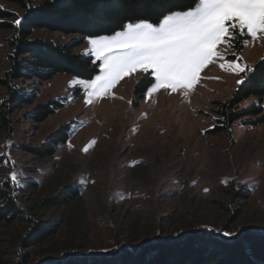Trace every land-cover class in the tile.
<instances>
[{
  "label": "rangeland",
  "instance_id": "1",
  "mask_svg": "<svg viewBox=\"0 0 264 264\" xmlns=\"http://www.w3.org/2000/svg\"><path fill=\"white\" fill-rule=\"evenodd\" d=\"M0 6L13 13V22L24 13L3 0ZM115 32L86 36L74 50L87 55L89 38ZM10 34L0 28V75L9 68ZM31 37L66 44L77 35L38 28ZM237 45L218 46L226 59L209 63L187 96L161 89L146 98L154 79L139 71L91 103H86L82 82L99 71L90 80L57 73L37 85L32 103L11 115L13 131L0 128V155L6 160L0 165V187L14 173L21 186L33 181L23 198L28 205L67 186H76L79 194L67 204L36 210L40 219L55 220L57 230L20 251L28 254V264L68 252L91 254L156 237L176 238L202 226L222 233L264 231V96L239 105H258L257 114L241 117L228 130H215L221 121L218 102L231 97L242 77L220 64L240 57L236 62L249 68L264 54V37H246ZM140 79L141 95L135 91ZM4 91L0 87V98ZM50 100L62 106L39 123L28 117L34 106ZM68 122L69 137L52 155L32 153L30 148ZM26 227L0 222V264H15V243Z\"/></svg>",
  "mask_w": 264,
  "mask_h": 264
},
{
  "label": "trees",
  "instance_id": "2",
  "mask_svg": "<svg viewBox=\"0 0 264 264\" xmlns=\"http://www.w3.org/2000/svg\"><path fill=\"white\" fill-rule=\"evenodd\" d=\"M18 5L24 13L17 27L10 21L13 13L0 6V28L10 29L6 39L9 47V68L0 75V87L5 89L0 98V128L13 131V112L32 103L37 85L57 73H66L83 80L92 79L99 71V61L74 50L84 37L109 34L127 22L149 20L157 23L169 11L194 6V0H3ZM46 29L62 34H76L66 44L53 40L32 38L34 29ZM249 69L242 72L231 97L218 102L220 125L215 130L229 129L245 115L257 114L261 107L249 105L239 109L248 97L260 100L264 96V54ZM33 79L31 85L18 87L17 81ZM143 79L135 86L142 90ZM141 95V94H140ZM62 106L50 100L32 108L28 117L39 123ZM70 122L61 125L38 146L30 148L39 157L52 155L56 147L66 142L72 130ZM0 155V165L5 162ZM6 179L0 187V222L27 224L15 243V264H28L27 253L20 251L41 244L57 230L55 220H42L36 214L40 207H56L78 197L76 186H67L57 194L28 205L23 200L33 181ZM210 230V231H209ZM233 236L207 229L204 226L176 238L156 237L140 244L115 245L103 252L64 253L60 259H44L35 264H264V231L244 230Z\"/></svg>",
  "mask_w": 264,
  "mask_h": 264
},
{
  "label": "snow or ice",
  "instance_id": "3",
  "mask_svg": "<svg viewBox=\"0 0 264 264\" xmlns=\"http://www.w3.org/2000/svg\"><path fill=\"white\" fill-rule=\"evenodd\" d=\"M21 24L22 19L15 21L17 27ZM246 37H264V0H194V6L169 11L158 23L127 22L110 37L89 38L87 55L100 64L99 74L82 82L86 103L109 95L120 80L137 71L154 79L146 98L161 89L182 90L187 96L209 63L226 59L218 46L235 48ZM239 59L220 67L237 73L253 70L241 67ZM16 178L14 173L12 180Z\"/></svg>",
  "mask_w": 264,
  "mask_h": 264
}]
</instances>
